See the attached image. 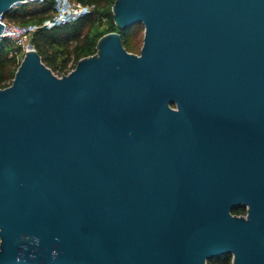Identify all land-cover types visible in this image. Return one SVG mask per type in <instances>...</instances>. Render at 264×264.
<instances>
[{
    "label": "water",
    "instance_id": "1",
    "mask_svg": "<svg viewBox=\"0 0 264 264\" xmlns=\"http://www.w3.org/2000/svg\"><path fill=\"white\" fill-rule=\"evenodd\" d=\"M112 13L139 53L110 31L56 75L32 48L0 88V264H264V0Z\"/></svg>",
    "mask_w": 264,
    "mask_h": 264
},
{
    "label": "trees",
    "instance_id": "2",
    "mask_svg": "<svg viewBox=\"0 0 264 264\" xmlns=\"http://www.w3.org/2000/svg\"><path fill=\"white\" fill-rule=\"evenodd\" d=\"M89 5L91 10L75 21L60 24L51 28L39 27L32 35L31 43L39 53L42 61L56 74L70 71L78 59L96 52L98 39L105 33L117 31L121 34L123 46L130 52L139 53L136 35L141 23L133 24L126 29H119L113 20L112 5L114 0H76ZM54 13V0L28 1L11 7L2 17L6 21L19 24L41 23ZM105 25L104 31L94 28ZM20 48L9 38L0 40V88L8 86L20 63ZM234 214H245L244 206L232 209ZM230 253L211 258L207 264H231Z\"/></svg>",
    "mask_w": 264,
    "mask_h": 264
},
{
    "label": "built area",
    "instance_id": "3",
    "mask_svg": "<svg viewBox=\"0 0 264 264\" xmlns=\"http://www.w3.org/2000/svg\"><path fill=\"white\" fill-rule=\"evenodd\" d=\"M37 1L41 2L43 0ZM90 10L91 7L89 5L76 0H54V13L39 24H19L6 21L0 16V22L3 24L0 32V40L4 37L11 39L14 44L20 48V51L23 54L26 50L34 48L31 43V38L33 33L39 27L51 28L60 24L75 21Z\"/></svg>",
    "mask_w": 264,
    "mask_h": 264
},
{
    "label": "rangeland",
    "instance_id": "4",
    "mask_svg": "<svg viewBox=\"0 0 264 264\" xmlns=\"http://www.w3.org/2000/svg\"><path fill=\"white\" fill-rule=\"evenodd\" d=\"M106 29L105 25H100L94 28V31H104ZM143 33H144V29L143 28H139L138 33L136 35V42H137V48L138 50H140L141 45H142V41H143ZM138 53V52H137Z\"/></svg>",
    "mask_w": 264,
    "mask_h": 264
}]
</instances>
